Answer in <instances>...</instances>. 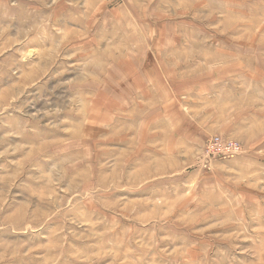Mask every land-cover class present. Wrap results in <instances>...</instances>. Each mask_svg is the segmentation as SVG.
<instances>
[{
	"label": "rangeland",
	"instance_id": "obj_1",
	"mask_svg": "<svg viewBox=\"0 0 264 264\" xmlns=\"http://www.w3.org/2000/svg\"><path fill=\"white\" fill-rule=\"evenodd\" d=\"M0 264H264V0H0Z\"/></svg>",
	"mask_w": 264,
	"mask_h": 264
},
{
	"label": "built area",
	"instance_id": "obj_2",
	"mask_svg": "<svg viewBox=\"0 0 264 264\" xmlns=\"http://www.w3.org/2000/svg\"><path fill=\"white\" fill-rule=\"evenodd\" d=\"M222 144L224 145V150ZM209 147L215 153L214 155L218 157L237 155L241 151V148L237 144L232 142L224 143L219 138L210 142Z\"/></svg>",
	"mask_w": 264,
	"mask_h": 264
}]
</instances>
